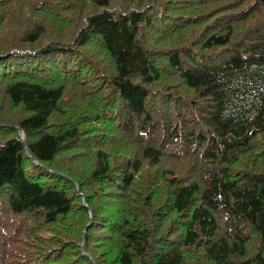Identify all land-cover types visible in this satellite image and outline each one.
Listing matches in <instances>:
<instances>
[{"label": "trees", "instance_id": "obj_1", "mask_svg": "<svg viewBox=\"0 0 264 264\" xmlns=\"http://www.w3.org/2000/svg\"><path fill=\"white\" fill-rule=\"evenodd\" d=\"M0 264H264V0H0Z\"/></svg>", "mask_w": 264, "mask_h": 264}, {"label": "water", "instance_id": "obj_2", "mask_svg": "<svg viewBox=\"0 0 264 264\" xmlns=\"http://www.w3.org/2000/svg\"><path fill=\"white\" fill-rule=\"evenodd\" d=\"M21 134H23V133L21 132ZM85 205H87L86 202H85Z\"/></svg>", "mask_w": 264, "mask_h": 264}]
</instances>
